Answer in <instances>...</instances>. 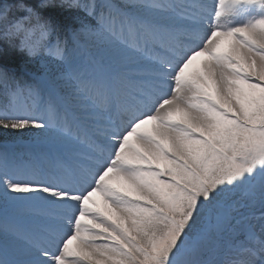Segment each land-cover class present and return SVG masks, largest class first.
<instances>
[{
	"label": "snow or ice",
	"instance_id": "snow-or-ice-1",
	"mask_svg": "<svg viewBox=\"0 0 264 264\" xmlns=\"http://www.w3.org/2000/svg\"><path fill=\"white\" fill-rule=\"evenodd\" d=\"M17 8L0 39L33 57L17 37L38 28L52 47L51 23ZM87 15L72 34L99 41L83 67L28 85L0 69V129L38 132L50 161L0 146V264H264V0H107Z\"/></svg>",
	"mask_w": 264,
	"mask_h": 264
},
{
	"label": "rangeland",
	"instance_id": "rangeland-1",
	"mask_svg": "<svg viewBox=\"0 0 264 264\" xmlns=\"http://www.w3.org/2000/svg\"><path fill=\"white\" fill-rule=\"evenodd\" d=\"M190 1L194 2V0H189V2ZM84 2L85 4H87L86 6L89 9L94 8L99 13L102 11L103 6L107 2V0H84ZM112 2L120 3L121 0H112ZM7 11H9V7L3 5V9L0 10V13H4ZM68 12L74 16L75 21H73L71 25H66L68 26L66 28V31L68 30L69 35L64 41H67L68 53L67 59L63 62L59 61L56 58V44L57 42L62 44L64 41L56 40L52 42V47H45V51L48 55L46 56L43 55L40 50L42 38L38 28L35 29L34 32L32 30H29L24 35L17 37V39L20 41L21 46L26 44L30 47H33L36 52V55L28 58V61H26L25 65L22 67L25 72H32L34 76H37L36 78L38 79L32 83H36L37 81L42 79V77L40 76L41 71L39 72V70H42L43 68H48L54 71H64L68 68V61H71L74 67H83L87 63V59L84 54L87 52H94L96 50L99 41L98 34H72V32L79 30L82 21L93 26L94 24L80 13L70 11ZM76 19H78V21H76ZM13 44L16 45V40L13 42ZM225 44H227V42H225ZM17 48L19 47L17 46ZM13 50L14 49L9 44H7L4 47V51L0 50V55L5 56L6 54H10V52H12ZM204 59H206V57H198L197 60L193 62V65L190 66V70L198 68L201 64V61H203ZM19 103L25 107L31 108L34 102L32 99H29L26 96H21L19 99ZM40 106L42 108V105ZM151 126L152 122H149V124L145 125L144 127L150 129ZM39 136L40 134L34 130L31 132H10L6 130L5 138L0 139V146H12L17 152L22 155L25 161H31L34 158H38L40 167L47 169L49 167L50 161L42 151H38L36 148V142ZM113 182L120 183L118 179H114ZM94 199L98 202V204H103L102 197L99 194H95ZM262 212H264V208H261L258 203L252 209V213L255 217L253 222L257 225L260 223V216ZM234 239L236 244H241L244 242L245 236L242 232L238 231ZM97 242L99 243L101 241L98 240ZM76 244L77 241H72V246H75Z\"/></svg>",
	"mask_w": 264,
	"mask_h": 264
},
{
	"label": "trees",
	"instance_id": "trees-1",
	"mask_svg": "<svg viewBox=\"0 0 264 264\" xmlns=\"http://www.w3.org/2000/svg\"><path fill=\"white\" fill-rule=\"evenodd\" d=\"M3 5L9 7V11L12 17L26 16L27 13L18 9L17 5L28 6L35 9L39 17L50 22L54 27L56 33L54 35L63 37L66 32V28L71 25L75 18L70 12H77L85 16L91 23H95V17L88 16V11L78 2V0H51L48 5H43L41 0H0V10L3 9ZM7 11V12H9ZM2 12V11H1ZM78 21V19H76ZM15 40L8 42L4 39H0V50L4 51L5 45L9 44L14 50L10 54L5 56L0 55V69L7 71L10 75L18 79L21 85H24L32 78H36L32 72H25L22 67L25 62L28 61V54L17 48L13 44ZM1 52V51H0ZM34 69V68H33ZM41 69V68H40ZM33 71V70H31ZM41 70H39L40 72ZM37 72V71H36ZM6 89L0 86V108L5 105ZM6 130L0 129V139L5 138Z\"/></svg>",
	"mask_w": 264,
	"mask_h": 264
},
{
	"label": "bare ground",
	"instance_id": "bare-ground-1",
	"mask_svg": "<svg viewBox=\"0 0 264 264\" xmlns=\"http://www.w3.org/2000/svg\"><path fill=\"white\" fill-rule=\"evenodd\" d=\"M152 127V126H151Z\"/></svg>",
	"mask_w": 264,
	"mask_h": 264
}]
</instances>
